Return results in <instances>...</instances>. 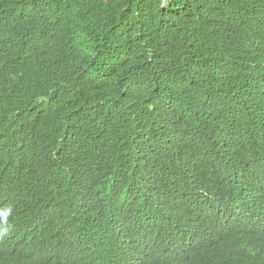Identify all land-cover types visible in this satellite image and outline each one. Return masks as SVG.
I'll return each mask as SVG.
<instances>
[{
  "label": "trees",
  "instance_id": "obj_1",
  "mask_svg": "<svg viewBox=\"0 0 264 264\" xmlns=\"http://www.w3.org/2000/svg\"><path fill=\"white\" fill-rule=\"evenodd\" d=\"M163 4L0 0V208L15 220L83 248L104 231L141 248L188 178L208 200L264 171V150L242 149L262 145L248 110H264V0ZM243 242L150 264H264Z\"/></svg>",
  "mask_w": 264,
  "mask_h": 264
},
{
  "label": "clouds",
  "instance_id": "obj_2",
  "mask_svg": "<svg viewBox=\"0 0 264 264\" xmlns=\"http://www.w3.org/2000/svg\"><path fill=\"white\" fill-rule=\"evenodd\" d=\"M248 111L253 120L260 122L263 134L258 138L262 145L251 144L242 149L250 152L264 150V110L254 105ZM239 176L243 188L240 196L235 193L207 196L208 200L200 194L197 176L188 178L176 190L177 206L169 212L172 202H168L163 213L168 214L163 225L158 221L157 236L150 235L141 248L121 232L111 238H107L109 233L105 231L96 234L94 239L87 238L84 248L79 244L78 235H69L68 238L51 236L50 240L46 237L50 234L48 226L29 228L15 220L12 207L3 200L0 208V264H82L90 257L88 252L100 247L103 255L94 264L185 263L202 248L213 246L219 240L222 242L233 234L244 239L239 255H253L264 248L251 238L264 234L263 167H246ZM199 197H203L202 203H198ZM77 226L82 229L81 225ZM249 232L254 233L250 235Z\"/></svg>",
  "mask_w": 264,
  "mask_h": 264
},
{
  "label": "water",
  "instance_id": "obj_3",
  "mask_svg": "<svg viewBox=\"0 0 264 264\" xmlns=\"http://www.w3.org/2000/svg\"><path fill=\"white\" fill-rule=\"evenodd\" d=\"M166 5H167V0H164L163 7H165Z\"/></svg>",
  "mask_w": 264,
  "mask_h": 264
}]
</instances>
